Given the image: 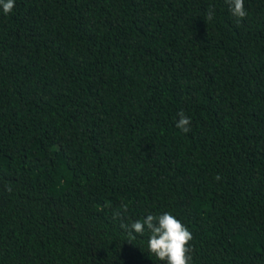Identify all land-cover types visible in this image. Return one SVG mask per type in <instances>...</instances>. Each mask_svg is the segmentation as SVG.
<instances>
[{"label": "trees", "instance_id": "obj_1", "mask_svg": "<svg viewBox=\"0 0 264 264\" xmlns=\"http://www.w3.org/2000/svg\"><path fill=\"white\" fill-rule=\"evenodd\" d=\"M244 6L0 7V264H162L121 224L163 212L191 264H264V0Z\"/></svg>", "mask_w": 264, "mask_h": 264}, {"label": "clouds", "instance_id": "obj_2", "mask_svg": "<svg viewBox=\"0 0 264 264\" xmlns=\"http://www.w3.org/2000/svg\"><path fill=\"white\" fill-rule=\"evenodd\" d=\"M229 6L231 14L240 22L248 15L244 0H225ZM5 15L11 13L15 7V0H0ZM215 16V9L211 6L206 12L204 18L206 22L212 21ZM179 119L175 127L187 134L191 131V117L187 116L183 111L178 113ZM222 178L216 175L215 180L220 181ZM127 210V206H124ZM119 216L120 213L114 214ZM121 227L128 230L129 235H143L145 230L149 232L147 242L148 252L154 256L157 261L162 264H191V257L188 253L191 251L190 242L193 234L189 228L184 225L170 212H163L159 215L148 214L143 220H136L130 225L122 223Z\"/></svg>", "mask_w": 264, "mask_h": 264}]
</instances>
